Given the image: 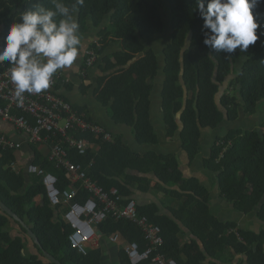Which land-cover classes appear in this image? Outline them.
<instances>
[{"label": "trees", "instance_id": "obj_1", "mask_svg": "<svg viewBox=\"0 0 264 264\" xmlns=\"http://www.w3.org/2000/svg\"><path fill=\"white\" fill-rule=\"evenodd\" d=\"M34 2L0 0L3 47L10 25ZM39 2L52 7L51 0ZM74 2L65 0L67 4ZM252 11L259 25L258 40L245 51L238 48L226 54L214 52L204 44V21L197 0H84L75 19L81 40L91 27L97 31L98 42L89 49L98 55L95 66L102 61L99 68L104 75L99 78L98 101L109 108L116 124L132 129L140 145L158 144L150 113L160 61L156 50L148 48L145 40L166 36L162 100L167 136L174 138L182 129V147L192 162L202 151L204 129L215 131L226 122H238L242 115H255L264 102V0ZM109 42L121 48L113 56L115 63L111 57L101 59ZM11 67L7 61L0 64V74ZM87 69L85 60L82 72ZM65 85L59 81L54 92L68 101L60 92ZM0 134L9 137L4 132ZM76 136L94 141L99 152L80 155L64 144L70 160L84 166L107 192L117 189L123 205L133 199L134 189L163 194V206L172 215L164 213L157 202L138 203V212L161 228L164 245L160 253L167 259L177 264H233L226 258L237 254L246 258L238 264H264V229L259 233L245 230L235 222H223L214 216L208 190L198 179L184 177L177 155L135 153L120 135H113L112 142H101L81 133ZM51 137L49 147L61 143L60 135ZM18 150L0 146V201L30 228L40 246L33 244L36 252H29L27 239L33 241L27 230L13 221L21 231L13 236L12 219L1 214L0 264H55L42 259L44 252L62 264H105L104 245L115 234L120 235L118 264H131L126 252L129 244L137 243L141 252L147 250L148 243L135 224L111 217L99 225L104 240L100 249L84 256L72 248V229L61 217L64 208L50 204L40 176L27 177L24 169L18 168ZM92 160L94 164L89 168ZM33 164L53 173L60 189L70 186L66 172L57 168L49 155L37 152ZM204 164L216 174L221 195L234 209L246 215L255 214L264 223V122L261 129L233 127L217 136ZM87 197V193H82L80 200ZM165 199L170 201L165 203Z\"/></svg>", "mask_w": 264, "mask_h": 264}, {"label": "built area", "instance_id": "obj_2", "mask_svg": "<svg viewBox=\"0 0 264 264\" xmlns=\"http://www.w3.org/2000/svg\"><path fill=\"white\" fill-rule=\"evenodd\" d=\"M86 57L88 69L94 67L98 59L97 53L88 49ZM10 71L11 68L0 74V118L26 135L27 141L33 145H49L51 135L62 137L61 143L50 146L49 160L66 172V177L71 182L68 188L60 189L59 180L53 173L34 164H30L27 171L42 178L50 204L53 207L64 208L61 217L72 229L69 237L72 248L84 256L100 249L104 240L99 225L111 217L116 221H129L135 224L148 243V248L144 252L140 251L137 243L127 246L126 252L131 264H140L147 260H151L152 264H177L175 260L167 259L160 253V248L164 245L162 230L146 216L139 214L138 202L135 199H130L123 205V199L117 189L107 192L99 180L88 175L84 166L70 160L64 144L68 145L69 150H77L80 155L99 152V146L94 141L77 138V133L90 135L101 142L113 141V134L109 130L88 120L70 102L54 92L59 81L68 84L70 80L62 78V74L57 72L48 89L39 94L26 92L23 102L20 103L15 96V85L11 81ZM86 71L82 72L83 76L86 75ZM0 146L10 149L21 148L20 143L4 134H0ZM93 164L94 160L89 168ZM82 193L88 194L85 200H80ZM108 241L117 245L120 242V235L110 236Z\"/></svg>", "mask_w": 264, "mask_h": 264}, {"label": "crops", "instance_id": "obj_3", "mask_svg": "<svg viewBox=\"0 0 264 264\" xmlns=\"http://www.w3.org/2000/svg\"><path fill=\"white\" fill-rule=\"evenodd\" d=\"M98 42L97 31L95 28L91 27L88 33L82 38L81 45L79 46L78 57L71 66H68L58 72L62 74L63 77L68 78L70 82L67 86L61 88V94L77 109L81 110L85 117L95 122L107 130H109L113 135H120L123 142L130 147V149L138 154H146L147 152H154L159 155L174 154L177 155L180 167L182 169L185 178H196L199 182L208 190L210 194V210L211 213L216 216L220 221L223 222H235L238 227L245 230H251L254 232H260L264 229V223L261 222L255 214L246 215L236 209L221 195L217 176L212 171L205 167L204 159L208 157L211 153V149L214 146L217 136L222 135V130L226 131L230 129L231 123H224L219 129L212 131L208 129L203 130L202 137V151L200 155L190 161L189 155L186 150L182 147V141L180 137V132L174 137L170 138L167 136L166 124L164 120V108L162 100V91L164 86V57L162 55L165 44L167 43V37L164 35L150 37L145 40L148 48H153L156 50L160 61V73L159 76L154 81V89L151 95V122L154 127L155 133L158 136V144L155 145H140L134 138L132 129L126 125L116 124L109 115V108L104 107L97 98V89L99 87V78L104 74L99 68L102 61L88 70L86 76L82 75L83 65L86 60V52L93 44ZM0 49H3L0 40ZM121 51V48L114 42H109L105 47L104 53L101 57H111L112 61L115 63V58L113 57L116 52ZM128 55L129 53L126 52ZM145 55V53H144ZM103 60V59H102ZM85 86L87 88H85ZM0 131L6 133L9 137L21 144L20 150L16 151V157L18 161V168L24 169L27 177L30 174L27 168L30 164H33L36 160L37 152L42 153L44 156H48L50 152V147L48 145H33L27 141V136L18 132L14 126L0 118ZM225 131V132H226ZM135 174V173H134ZM138 174V173H136ZM151 178L155 179L151 176ZM156 181V179H155ZM175 189H178L176 187ZM135 194L133 199H135L139 204L147 205L151 202H157L162 211L166 214L172 215V213L163 206L164 196L160 192H149L142 193L138 189H134ZM170 200L165 199V203ZM175 205V204H173ZM2 213L0 212V215ZM12 234L13 236L19 235L21 232L17 225L12 221ZM183 228V225H181ZM188 232V231H187ZM191 233L188 232L187 238H190ZM28 240V251L34 253V245L30 244V239ZM32 245V247H30ZM34 249V250H33ZM116 252L119 249L118 245L113 246ZM36 251V250H35ZM106 252V249H105ZM108 257V256H107ZM226 261L233 264H238L241 261H246V258L242 255L234 254V256H227ZM218 264H224L219 262Z\"/></svg>", "mask_w": 264, "mask_h": 264}, {"label": "clouds", "instance_id": "obj_4", "mask_svg": "<svg viewBox=\"0 0 264 264\" xmlns=\"http://www.w3.org/2000/svg\"><path fill=\"white\" fill-rule=\"evenodd\" d=\"M260 0H197L204 21V44L214 52L231 54L245 51L258 40V23L253 9ZM45 7L39 0L22 12L10 25L5 46L0 49V64H10L15 96L22 103L24 94H39L48 89L55 74L71 66L78 57L81 36L75 13L84 0L67 4L51 0Z\"/></svg>", "mask_w": 264, "mask_h": 264}, {"label": "rangeland", "instance_id": "obj_5", "mask_svg": "<svg viewBox=\"0 0 264 264\" xmlns=\"http://www.w3.org/2000/svg\"><path fill=\"white\" fill-rule=\"evenodd\" d=\"M189 82L190 81L187 80V83H189ZM263 122H264V102L259 104L258 111H257V113L255 115L249 116L247 118L244 115H242L241 119L238 122H236V123H232L229 128H233L234 127V128H243V129H256V128H260L261 129V125L263 124ZM225 131L226 130L223 129L222 133H225ZM62 215H63V211L61 212V216ZM30 244H32V242ZM104 246H105V249H106V252H105V255H106L105 261H106V263L105 264H118V261H117V259L115 257L116 256V252L113 249L114 244H111L110 242L107 241V243H105ZM30 247H32V245H30ZM34 252H36V251L34 250Z\"/></svg>", "mask_w": 264, "mask_h": 264}, {"label": "water", "instance_id": "obj_6", "mask_svg": "<svg viewBox=\"0 0 264 264\" xmlns=\"http://www.w3.org/2000/svg\"><path fill=\"white\" fill-rule=\"evenodd\" d=\"M221 95V94H220ZM180 118V117H179ZM0 212L2 214H6L7 216H9L12 221H14L15 223H17L20 227H23L24 229L27 230V233L29 235V237L32 239L33 244L39 245L40 246V242L38 240V238L36 237V235L30 230V228L14 213L12 212L2 201H0ZM44 256L42 257V259H47L50 262H53L55 264H62L60 261H58L54 256H52L49 253L44 252L43 254Z\"/></svg>", "mask_w": 264, "mask_h": 264}]
</instances>
